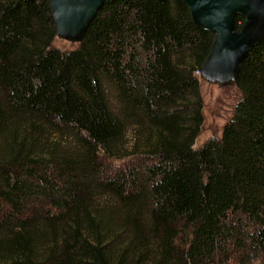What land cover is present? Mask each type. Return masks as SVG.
Listing matches in <instances>:
<instances>
[{"label": "trees", "instance_id": "obj_1", "mask_svg": "<svg viewBox=\"0 0 264 264\" xmlns=\"http://www.w3.org/2000/svg\"><path fill=\"white\" fill-rule=\"evenodd\" d=\"M57 38L49 0H0V264H264V37L199 147L215 36L187 4L109 0Z\"/></svg>", "mask_w": 264, "mask_h": 264}, {"label": "water", "instance_id": "obj_2", "mask_svg": "<svg viewBox=\"0 0 264 264\" xmlns=\"http://www.w3.org/2000/svg\"><path fill=\"white\" fill-rule=\"evenodd\" d=\"M109 0H49L57 37L71 43L83 40L98 12ZM167 3L172 0H158ZM187 4L195 24L214 34L211 52L200 76L210 83L235 84L239 68L264 37V0H177ZM237 16L246 19L240 31Z\"/></svg>", "mask_w": 264, "mask_h": 264}, {"label": "rangeland", "instance_id": "obj_3", "mask_svg": "<svg viewBox=\"0 0 264 264\" xmlns=\"http://www.w3.org/2000/svg\"><path fill=\"white\" fill-rule=\"evenodd\" d=\"M77 43H71L67 40L57 38L54 46L62 50H69L76 46ZM200 79V92L204 102L203 114H204V125L200 136L198 137L195 147L201 146L207 139L211 137H219L226 121L232 116L237 100L241 97V94L235 84H215L210 83L203 79L200 74H196ZM138 129V130H137ZM141 128H136L135 131L130 132L128 140L131 142V146L134 144L136 138H140V145L143 144L144 137L141 136ZM154 135L152 140H156V133L153 130L144 131V136L148 137ZM156 137V138H155ZM48 143L56 145L64 143V146H76L75 138L70 135L63 134H49ZM130 148V147H129ZM152 159L145 158V156H133L125 157L121 160H113L111 166L121 164H134L136 166L145 163H150ZM248 259V257H247ZM253 264H259V260L252 262ZM226 264H235L232 262Z\"/></svg>", "mask_w": 264, "mask_h": 264}]
</instances>
